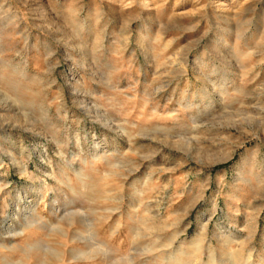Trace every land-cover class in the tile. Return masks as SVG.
<instances>
[{
	"label": "rangeland",
	"instance_id": "obj_1",
	"mask_svg": "<svg viewBox=\"0 0 264 264\" xmlns=\"http://www.w3.org/2000/svg\"><path fill=\"white\" fill-rule=\"evenodd\" d=\"M0 264H264V0H0Z\"/></svg>",
	"mask_w": 264,
	"mask_h": 264
}]
</instances>
